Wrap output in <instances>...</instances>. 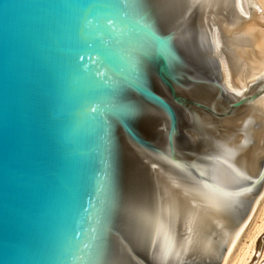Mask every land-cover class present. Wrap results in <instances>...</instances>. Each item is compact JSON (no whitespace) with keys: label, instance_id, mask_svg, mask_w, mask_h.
Segmentation results:
<instances>
[{"label":"water","instance_id":"95a60500","mask_svg":"<svg viewBox=\"0 0 264 264\" xmlns=\"http://www.w3.org/2000/svg\"><path fill=\"white\" fill-rule=\"evenodd\" d=\"M263 193L264 0H0V264H223Z\"/></svg>","mask_w":264,"mask_h":264},{"label":"rangeland","instance_id":"374dc122","mask_svg":"<svg viewBox=\"0 0 264 264\" xmlns=\"http://www.w3.org/2000/svg\"><path fill=\"white\" fill-rule=\"evenodd\" d=\"M264 262V193L252 218L240 235L225 264H261Z\"/></svg>","mask_w":264,"mask_h":264},{"label":"bare ground","instance_id":"6f19581e","mask_svg":"<svg viewBox=\"0 0 264 264\" xmlns=\"http://www.w3.org/2000/svg\"><path fill=\"white\" fill-rule=\"evenodd\" d=\"M257 204H258V202H257ZM257 204H256V206H257ZM256 206H255V208H256ZM255 208H254V210H253L252 214L249 216V218H248L247 222L245 223V225H244L243 229L241 230V232H240L239 236L237 237V239H236L235 243L233 244V246H232L231 250L229 251V253H228L227 257H228V256H229V254L232 252V250H233V248H234L235 244L237 243V240L239 239V237H240V235L242 234L243 230L245 229V227L247 226L248 222H249V221H250V219L252 218V215H253V213H254V211H255ZM227 257L225 258V260H224L223 264H225Z\"/></svg>","mask_w":264,"mask_h":264}]
</instances>
